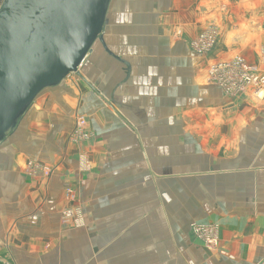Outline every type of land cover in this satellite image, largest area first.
Masks as SVG:
<instances>
[{
  "label": "crops",
  "instance_id": "1",
  "mask_svg": "<svg viewBox=\"0 0 264 264\" xmlns=\"http://www.w3.org/2000/svg\"><path fill=\"white\" fill-rule=\"evenodd\" d=\"M160 10L163 19L160 16L152 35L143 38L154 50L151 58L144 57L146 67H138L136 58L131 61L114 52L104 37L107 48L129 63L130 70L98 47L93 51L97 54L88 57L93 65L85 75L81 73L107 102L87 88L86 105L92 109L90 124L96 139L95 148L86 146L94 161L90 177L74 181L77 175L68 166H77L75 150L80 148H63L55 133L51 145L57 143V150L61 149L66 169L63 166L48 180L35 177L30 186L15 187L17 179L20 185L23 180L16 173L23 154L40 147V155H50L49 144L44 146L45 140L39 139L44 137L37 134V128H46L38 119L43 118L42 103L47 104V99L41 105L33 103L0 147V254L4 260L15 264H256L264 258V85L260 89L244 86L245 94L238 92L228 99L220 87L199 84L206 58L196 63L190 59L188 43L170 45L176 34L186 41L198 29L212 26L217 34L216 58L242 59L264 82V0H171L169 7L156 4L154 16ZM143 43L142 51L148 52ZM100 50L109 60L107 72L102 70ZM144 76L153 83L143 82ZM63 92L74 94L68 87ZM174 96L182 102L178 106L181 115L175 107L168 118L172 125L163 130V121L168 119L162 117L161 107L152 116L151 103L145 102L151 97L158 104L169 103ZM130 114L139 128L132 124ZM150 139H163L156 146L162 149L158 169L197 168V172L181 181L159 182L160 188L169 187L174 194L176 209L150 210L139 217L110 212L113 205L117 210L129 204L136 188L141 187L143 194L145 188L151 190L147 176L154 175L153 168L142 148ZM166 149L178 155L174 166L165 165ZM52 155L50 163H56L59 158ZM138 164L142 173L134 168ZM67 176L73 182L67 183ZM67 186L76 192L83 210L93 208L84 214L82 228L68 229L57 216L65 204L73 202L63 197ZM158 197L168 200L167 194ZM144 216L146 221L138 223ZM192 223L213 227L218 246L209 248L196 239L189 228Z\"/></svg>",
  "mask_w": 264,
  "mask_h": 264
},
{
  "label": "rangeland",
  "instance_id": "2",
  "mask_svg": "<svg viewBox=\"0 0 264 264\" xmlns=\"http://www.w3.org/2000/svg\"><path fill=\"white\" fill-rule=\"evenodd\" d=\"M171 0H111L110 8L108 11V25L106 28V33L104 37L109 43V47L113 49L114 52L118 53L123 58H128L131 61L135 60V58L138 60L137 62L138 67H146V64L144 62V57L151 58L153 56V44H148V42H144V36L152 35V31L154 30V26L158 24L159 18L163 19V11H157V16H154L153 9H156V4H163L166 7L170 6ZM134 30V33L132 31ZM199 32L195 33L194 35L190 36V38L186 41L180 40V37H177L174 35L172 38V41H170V45L176 44V42L180 45H186L188 43L189 45V55L190 59L194 62H199L198 59L206 58V61L203 63V68L201 69V80H199L198 72H196V76L199 80V84L203 86L204 85H214L218 88L220 87L223 90V94L228 99H234L238 92H241L242 94L246 93V90H243L244 86L245 89L249 86L255 87L257 89L263 88L264 82L263 77L260 74L255 73L253 70V67L242 61V59L239 58H233L232 60H228L230 58L224 59V61H221L216 58L215 53V43L217 42V34L214 32L212 26H206L202 28V30L198 29ZM204 32V34H203ZM180 35V34H178ZM142 37V38H141ZM134 38V42H130V39ZM143 43L148 47L149 51H142L140 44ZM95 49L98 50L100 45L96 43ZM188 47V46H187ZM95 50V51H96ZM97 52V51H96ZM96 52H93L96 53ZM97 54V53H96ZM90 56V55H89ZM88 56V57H89ZM96 56V55H95ZM99 56L102 63V70L107 72L109 70L110 64L106 62H109L108 58L104 55V53L99 52ZM86 58L83 62V65L80 69V73L84 72V75L86 71L88 70V67H91L93 64L88 63L89 58ZM177 58L181 59L182 56L179 54L177 55ZM261 58H264V48L261 51ZM176 60V59H175ZM205 60V59H204ZM155 62V60H154ZM145 71V69H142ZM191 76H194V72H190ZM180 76V75H179ZM145 77V76H144ZM183 77V76H181ZM147 79V77H145ZM146 84L153 83L150 82L149 79L142 80ZM179 84V80L177 81ZM198 84V83H197ZM62 86V85H61ZM60 87V86H59ZM69 88L70 90L74 91V94L67 93L63 94L64 88ZM87 85L83 82V80L79 79L75 75H70L66 78V80L63 83V86L61 88H51L50 90H46L40 94V96L36 99V101H39L37 105H41L42 100L47 99L46 103H42V113L43 118L39 116L38 121L42 120L41 122L46 125V128L43 130L37 128V134L42 135L44 138L40 140H45L43 143L44 146L48 143V150L50 155H40L42 153V150L40 147L34 148L33 151L29 154H23V163L19 166V169L16 171L18 176L22 177V183L20 185L19 179L14 181L16 182V188H23L25 185H29L34 181L35 177H41L43 181L48 180L53 177L54 172H59L62 167L64 166V161L62 160V155L60 150H57V143H54L51 145V139L53 138V134L57 133L59 136V139L61 140V144L64 148L65 145H71L72 147H78L80 148L79 152H76L75 150V162L77 164L76 169L73 166H68L71 170H74L77 177L75 178V182L77 180H84V178L90 177V175L94 172V161H93V154L91 152L92 148H95L94 141V131L90 124V118H91V107L87 108L86 102H88V99L90 97L89 91L87 89ZM56 91V92H55ZM56 93L57 95H53V93ZM46 94V95H45ZM45 95V96H44ZM197 95V94H196ZM46 98H44V97ZM118 98L125 99L119 94L117 95ZM57 97V98H56ZM56 98V99H55ZM174 100L172 102H158L154 101L150 97V101H146L145 103H151L150 111L152 116H155L156 109L157 112L160 108V113L163 118L168 119L170 115L173 116L175 113V107H177V113L179 112V105L180 100L179 97L174 96ZM172 100V99H171ZM35 101V102H36ZM178 101L177 105L176 102ZM154 104V105H153ZM36 105V106H37ZM136 105H138L136 103ZM153 105V106H152ZM163 105V106H162ZM169 105H171L169 107ZM158 106V107H157ZM160 106V107H159ZM200 106V105H199ZM148 106H146V113L148 114ZM155 107V108H154ZM157 107V108H156ZM185 108V107H184ZM198 112V111H196ZM57 114V115H56ZM122 114V113H121ZM179 114V113H178ZM181 115V114H179ZM124 118H126L125 113L122 114ZM185 116V115H184ZM200 118L199 116H197ZM198 118H195L196 121H198ZM130 119L132 121V124L139 128V123H137L135 117H133L130 114ZM181 117L179 116V119L177 120L178 124L181 127L182 122H180ZM163 130L168 129L172 124L168 120L163 121ZM176 122V121H175ZM176 122V124H177ZM200 123V122H198ZM53 126V127H52ZM55 126L57 129H55ZM174 127V126H173ZM32 130V129H31ZM155 129L152 130V132ZM29 131V130H28ZM33 133V132H32ZM154 133V132H153ZM35 134V133H34ZM31 137V136H30ZM16 138H18L16 136ZM22 138H25V135L22 136ZM21 138V139H22ZM26 138H29L27 136ZM167 141V140H165ZM163 142V139H151L146 142L147 146L142 147L144 150H146L148 160L150 163V167L153 168V174L159 178L155 179L154 175L148 174V179H150L151 183V190L149 192L146 191L145 193H142V189L136 188L134 192H136V195L131 198V202L129 204H125L121 208L119 207L117 210L115 209L114 205L112 206V213L119 212L121 214H131L135 213L139 217V215H143L146 211H161V209L169 210V209H176L175 205V198L174 194L170 193V189L165 187H159L160 181H166L170 183H173L175 179L181 181L183 179L189 178L190 174H195L197 172V168H165V169H158V159L162 157V149L161 147L156 148L157 145L161 144ZM90 145V152L88 149H86V146L89 147ZM187 146V145H185ZM45 150V148L43 147ZM139 149V146H138ZM53 152H52V151ZM177 150V149H175ZM186 152V151H184ZM54 153L55 157H58L59 160L55 162L50 163V159H52V154ZM165 154V165L166 167L174 166V159L178 155L173 154V152L166 151L163 153ZM182 158V157H181ZM188 160V159H186ZM62 161V162H61ZM190 162V160H189ZM189 162L187 164H189ZM160 163V161H159ZM65 167V166H64ZM141 166L135 165L134 168L138 169L140 171ZM160 167V165H159ZM11 169V168H10ZM66 169V167L64 168ZM199 169V168H198ZM215 169H218L215 168ZM141 172V171H140ZM142 173V172H141ZM134 176L137 178H141V175H137L134 173ZM83 178V179H82ZM163 180H160V179ZM25 179V180H24ZM65 181L68 183L69 181H72V177L70 176L64 177ZM77 179V180H76ZM172 179V180H171ZM71 183V182H69ZM163 190V191H160ZM163 193L167 194L166 199L164 202L160 200L158 197L159 194ZM173 193V192H172ZM23 195H25L23 193ZM75 196H77L76 192L73 191V189L69 188L68 186L63 190V197L64 199H68L73 201L70 203L69 206H65L59 210V213L57 216L60 217L61 225L68 228V229H77L82 228L84 226L85 221L84 214L87 212L93 210V208H90L89 211L83 210L79 204V201L76 200ZM23 198V197H22ZM172 202H174L172 204ZM172 204V205H171ZM171 205V206H170ZM80 206V207H79ZM27 211L24 212V214ZM138 223L140 221L144 222L145 216L141 218H138ZM145 224V223H144ZM143 224V225H144ZM139 225V224H138ZM191 230V234L196 237L201 243H204L206 247L209 248H215L218 246L214 241L216 239L215 231H213V227H205L204 225H201L199 223H192L189 227ZM30 235V234H28ZM264 259V258H263ZM262 259V260H263ZM260 260L259 263L262 261ZM0 264H15L12 263L10 260H4L2 257V254H0ZM258 264V262L256 263Z\"/></svg>",
  "mask_w": 264,
  "mask_h": 264
},
{
  "label": "water",
  "instance_id": "3",
  "mask_svg": "<svg viewBox=\"0 0 264 264\" xmlns=\"http://www.w3.org/2000/svg\"><path fill=\"white\" fill-rule=\"evenodd\" d=\"M110 1L1 2L0 147L16 131L40 94L61 86L70 75L83 80L96 93L80 73L96 43L110 58L130 70L129 63L105 44Z\"/></svg>",
  "mask_w": 264,
  "mask_h": 264
},
{
  "label": "built area",
  "instance_id": "4",
  "mask_svg": "<svg viewBox=\"0 0 264 264\" xmlns=\"http://www.w3.org/2000/svg\"><path fill=\"white\" fill-rule=\"evenodd\" d=\"M3 0H0V4H1V2H2ZM1 6V5H0ZM258 264H264V259L260 262V263H258Z\"/></svg>",
  "mask_w": 264,
  "mask_h": 264
},
{
  "label": "bare ground",
  "instance_id": "5",
  "mask_svg": "<svg viewBox=\"0 0 264 264\" xmlns=\"http://www.w3.org/2000/svg\"><path fill=\"white\" fill-rule=\"evenodd\" d=\"M213 242H215L216 244H217V242H216V239H214V241Z\"/></svg>",
  "mask_w": 264,
  "mask_h": 264
}]
</instances>
